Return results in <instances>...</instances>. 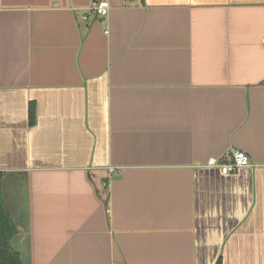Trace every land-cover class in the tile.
I'll return each instance as SVG.
<instances>
[{
  "label": "crops",
  "instance_id": "1",
  "mask_svg": "<svg viewBox=\"0 0 264 264\" xmlns=\"http://www.w3.org/2000/svg\"><path fill=\"white\" fill-rule=\"evenodd\" d=\"M97 1L0 0L22 264H264V0Z\"/></svg>",
  "mask_w": 264,
  "mask_h": 264
},
{
  "label": "trees",
  "instance_id": "2",
  "mask_svg": "<svg viewBox=\"0 0 264 264\" xmlns=\"http://www.w3.org/2000/svg\"><path fill=\"white\" fill-rule=\"evenodd\" d=\"M16 233V223L2 198L0 180V264H22L20 253L12 246Z\"/></svg>",
  "mask_w": 264,
  "mask_h": 264
},
{
  "label": "built area",
  "instance_id": "3",
  "mask_svg": "<svg viewBox=\"0 0 264 264\" xmlns=\"http://www.w3.org/2000/svg\"><path fill=\"white\" fill-rule=\"evenodd\" d=\"M91 10L99 17H105L108 15L110 10V4L108 0H99L95 2ZM88 17L85 15L84 19ZM250 164V157L249 155L241 150H235L229 155H227L225 161L221 162L218 160H212L210 165L219 166L221 171L224 174H229L235 172L239 168L247 166Z\"/></svg>",
  "mask_w": 264,
  "mask_h": 264
}]
</instances>
